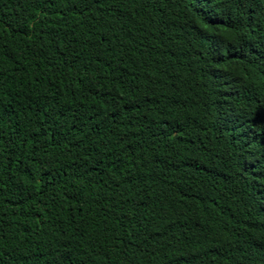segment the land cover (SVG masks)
Here are the masks:
<instances>
[{"label": "trees", "instance_id": "trees-1", "mask_svg": "<svg viewBox=\"0 0 264 264\" xmlns=\"http://www.w3.org/2000/svg\"><path fill=\"white\" fill-rule=\"evenodd\" d=\"M0 264H264V0H0Z\"/></svg>", "mask_w": 264, "mask_h": 264}]
</instances>
